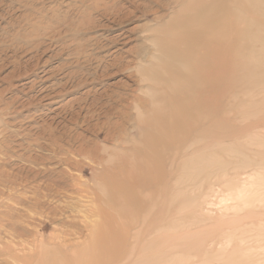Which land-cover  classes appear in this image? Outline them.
I'll list each match as a JSON object with an SVG mask.
<instances>
[{
    "label": "rangeland",
    "instance_id": "rangeland-1",
    "mask_svg": "<svg viewBox=\"0 0 264 264\" xmlns=\"http://www.w3.org/2000/svg\"><path fill=\"white\" fill-rule=\"evenodd\" d=\"M252 1L222 68L186 50L158 72L175 0H0V264H264Z\"/></svg>",
    "mask_w": 264,
    "mask_h": 264
},
{
    "label": "bare ground",
    "instance_id": "bare-ground-1",
    "mask_svg": "<svg viewBox=\"0 0 264 264\" xmlns=\"http://www.w3.org/2000/svg\"><path fill=\"white\" fill-rule=\"evenodd\" d=\"M247 1L248 0H175V2L177 4V9L175 11L174 16H172V18L168 22H166L165 28H164L165 31L170 32L171 34L169 35L168 38L167 37L161 38V39H159V41L156 40L157 41L156 42V48H157V51H159V53H157V55H151V57H152L151 60H155V62L150 64L149 66L151 68H155L158 72H162V71L167 70L170 67H172V63L169 61L171 53H178L180 55V57H183L184 55H186V50H189L193 53L197 51L198 53H201L203 55V58L206 56L205 57V58H207L206 60L209 59L208 61H205V65H204L205 68L207 66L210 68H214V67L222 68L221 66L226 64L224 59L225 58L228 59V51L229 50L235 49L236 47H237V50H242L241 48L243 46V42L245 41V37L248 36V29H247L248 27H247L246 22H245V21H247L246 20L247 17H244V15L246 16L245 13L247 12L248 8H252L254 10V9L260 8V6L262 5V4L259 5L258 3H255L252 0H249L248 2ZM242 21H243V23H242ZM218 33H224V34L228 33V35L227 34L226 35L229 36V38L224 40L225 42H223L222 41L223 39L218 38V36H217ZM232 37L236 39L234 46L232 45V42H231V40L233 39ZM207 56H210V58H208ZM232 60H234V59H232ZM180 61L189 65V63H186V61H184V59L180 60ZM189 61L191 64H194V65L199 64V62H200V65L202 63L201 58L200 59L199 58L192 59V55H191V60H189ZM183 63H179L180 65L175 64L173 66L172 70L169 72H172L173 70L178 68V66H182V67L185 66ZM201 66H203V65H201ZM177 75H179V74H177ZM178 78L179 77L173 76L172 79L174 81V80H178ZM153 80H154V78H153ZM156 80H160V79H156ZM183 80H185V79H183ZM160 81H162V80H160ZM178 81L180 82V79ZM178 81H174V82H176L178 84V86H181L182 84H180ZM151 91L153 92V88L148 87L147 92L151 93ZM181 91H180V94H181ZM175 92H176V90H175ZM191 93H193V92H191ZM161 94H162V92H161ZM148 96H150V95H148ZM132 105H134V104H132ZM199 105H200V103L198 102L197 107ZM162 107L163 106H161V108ZM145 109L148 110L147 104H146ZM145 109H144V111H145ZM131 113L134 114V112H131ZM155 117H157V116H155ZM140 118H143V117H140ZM169 118L171 119V117H169ZM151 119H152V117H151ZM126 122H128V119L126 120ZM143 122H145V121H143ZM168 124H170V123H168ZM113 127H114V129H112L108 132V134H107L108 137L111 136V134H114L117 132L125 133V131H126V127L121 123L119 124V123L115 122V123H113ZM164 130H165V128H164ZM160 143L162 144L163 142H160ZM3 194L4 193L2 191H0V217L9 214V208H11L10 205H7V204L5 205V203H3L4 201L1 200L3 197ZM21 195H23V194H21ZM4 197H6L8 200H12V197L9 194L4 196ZM34 199L36 200V198H34ZM22 206H23V204H22ZM12 207H14V206H12ZM0 224H2V223H0ZM98 235H100V234H98ZM8 256H10V255H8ZM2 257H4V256H2Z\"/></svg>",
    "mask_w": 264,
    "mask_h": 264
}]
</instances>
